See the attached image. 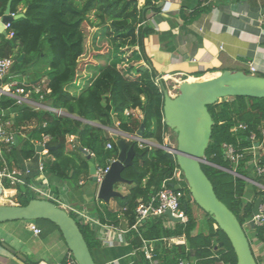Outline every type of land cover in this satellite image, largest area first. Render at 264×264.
I'll use <instances>...</instances> for the list:
<instances>
[{
  "label": "trees",
  "instance_id": "trees-1",
  "mask_svg": "<svg viewBox=\"0 0 264 264\" xmlns=\"http://www.w3.org/2000/svg\"><path fill=\"white\" fill-rule=\"evenodd\" d=\"M10 1L12 13H21L19 8L22 4L26 11L24 17L12 21L9 32H14L13 37L1 35L0 58L14 59L10 72L17 75L18 80L28 73L32 81L46 76L51 92L45 94L44 101L67 112L57 115L46 109L22 105L20 111L5 114L6 110L16 107L15 99L1 96L0 117L7 120L13 115L19 136L18 144L4 154L10 167L21 166L26 159L35 164L36 170L29 167L32 175H37L40 155L36 151L35 141L41 140L44 135L50 136L51 145L59 146L57 150L49 151L54 160L45 161V168L49 174L60 179L88 175V159L80 147L93 152L99 166L117 158V138L109 137L103 128L83 122L73 115L101 124H113L117 120L120 128L135 134L143 122V117L138 113L141 110L146 118L143 138L165 144L169 127L164 122V95L156 83V72L149 63L134 64L142 58L140 48L149 30L146 26L137 30L143 20L139 0H0V15L4 14ZM88 26L95 29L91 34L94 54L86 60ZM105 42L108 48L104 52L102 45ZM136 46H139V50ZM22 54L24 57L20 59ZM232 98L234 102L224 103L216 110L215 105L209 106L215 124L206 150V160L224 167H228V162L222 144L230 140L229 134H233L231 129L234 130L237 124L234 116L238 115L239 121L247 123L250 129H255L256 124L264 120V98ZM222 121L224 123L220 124ZM31 122L37 126L20 129ZM72 135L77 138L69 141L68 137ZM108 143L112 144L111 148H107ZM132 143L142 155L135 157V167L129 166L123 170V177L133 183L126 194L113 198L120 207V213L105 203L96 213L93 212L102 222H114L124 228L135 222L140 199L148 201L152 195L174 183L169 178L173 177L178 166L174 154L167 150L149 145L140 147L137 141ZM262 162L264 164V157ZM202 168L213 183L217 196L236 214L243 226L249 224L255 201L259 196H264V191L256 187L253 199L248 201L244 198L248 185L246 180L211 164L203 163ZM241 171L245 172L243 169ZM256 180L264 185V176L256 177ZM183 190L182 207L189 218L186 224L177 222L173 229L166 228L163 216L151 217L143 224L142 233L146 239L183 234L186 237V245L162 249L159 258L163 263H168L187 260L192 254L209 263L237 264L236 253L227 235L211 215L194 201L189 188L186 186ZM35 194L29 187L18 185L16 202L25 205L37 198ZM197 210L204 212L202 221L197 217ZM79 226L95 259L94 250L101 246L100 239L89 225L79 223ZM252 230V247L255 241L263 247L264 225ZM130 244L134 249L139 248L141 240L135 236ZM138 254L139 260L135 264H145L143 253ZM254 254L256 256L255 251ZM256 258L261 264V260ZM62 264L67 263L64 260Z\"/></svg>",
  "mask_w": 264,
  "mask_h": 264
},
{
  "label": "crops",
  "instance_id": "crops-1",
  "mask_svg": "<svg viewBox=\"0 0 264 264\" xmlns=\"http://www.w3.org/2000/svg\"><path fill=\"white\" fill-rule=\"evenodd\" d=\"M139 4L149 30L140 48L142 58L134 64L149 63L155 70L156 77H167L169 85L180 84L185 79L211 77L224 70L251 72L249 62H254L258 68L256 74L264 75V25L260 22L264 13V0H140ZM19 9L21 13L26 11L23 4ZM136 49L139 50V46ZM40 79L30 83H40ZM45 105L49 104L45 102ZM138 113L144 117L141 110ZM64 114H67L65 110ZM73 116L103 128L105 134L113 139L125 137L126 140L131 138L132 141H137L133 139L135 134L118 126L117 120L113 124H101L85 120L79 115ZM13 118L12 115L9 119L14 120ZM118 133L122 136H117ZM76 138L72 135L68 140ZM142 139L145 141L143 147L149 145L164 149L154 139ZM137 142L140 146L139 141ZM43 157L54 159L50 154ZM22 163L23 166L28 165L36 170L35 164L29 160L24 159ZM88 178L93 180L89 173L76 179H60L49 174L52 191L65 203L90 214L96 213L102 203H105L110 209L120 213L115 200L111 199L107 203L98 199L99 183L88 184L86 187ZM249 183L253 188L248 189L244 196L248 201L253 199L258 181L251 180ZM116 189L122 194L129 191L125 184ZM29 222L16 220L8 221L6 225L0 224V264H57L64 261L70 250L60 229L51 221L42 219L35 221L42 229L41 234L36 235L29 229ZM107 223L118 225L114 222ZM118 226L123 227L121 224ZM115 235L117 236L115 231L110 232L111 237H116ZM4 243L15 252L5 247ZM254 244L264 258V246H259L256 241ZM138 253L140 252L132 247L129 240L122 243H101L94 250L99 264H135L139 260ZM256 256L259 258L257 254ZM187 260L192 264H214L192 254H189Z\"/></svg>",
  "mask_w": 264,
  "mask_h": 264
},
{
  "label": "water",
  "instance_id": "water-1",
  "mask_svg": "<svg viewBox=\"0 0 264 264\" xmlns=\"http://www.w3.org/2000/svg\"><path fill=\"white\" fill-rule=\"evenodd\" d=\"M25 16V12L12 15L11 1L0 20V35L7 36L5 24ZM24 55L22 54V59ZM161 90L164 95V122L174 131L177 145H163V148L175 154L176 162L183 171L189 191L194 201L215 220L217 226L227 235L237 256V264H259L254 254L250 238L245 227L241 224L236 214L217 196L214 185L202 168L205 162L206 150L209 147L214 127V119L209 106L218 103L227 97H252L264 98V75L248 73L246 70H224L206 79L183 80L177 88V94L173 95L165 83ZM16 106L5 111V114L20 111ZM146 118L143 117L136 137L143 138ZM19 136L15 135V143L18 144ZM119 153L111 163L108 173L100 182L98 199L107 203L122 193L116 189L117 184H132V180L123 177L126 167L134 165V159L141 156L135 149L132 139L125 137L116 139ZM59 146L47 143L37 145L36 151L44 149L57 150ZM80 151L87 157L89 175L94 181L97 164L91 152L80 147ZM176 190L180 185L171 183ZM264 196H259L254 204L253 215L260 213V205ZM172 221L179 222V218L172 216L171 211L164 213ZM48 220L54 223L61 231L68 249L73 254L78 264H97L86 239L80 229L78 221L67 210L58 206L55 202L46 198H34L27 204H2L0 203V223L16 220ZM255 229L254 220L249 221ZM15 252L14 249L3 244Z\"/></svg>",
  "mask_w": 264,
  "mask_h": 264
},
{
  "label": "built area",
  "instance_id": "built-area-1",
  "mask_svg": "<svg viewBox=\"0 0 264 264\" xmlns=\"http://www.w3.org/2000/svg\"><path fill=\"white\" fill-rule=\"evenodd\" d=\"M140 7V5H139ZM15 15V13H12ZM2 15H0L1 20ZM260 22L264 25V13L261 15ZM11 23L8 22L5 24V29L8 32L9 37L14 36V32H9L11 28ZM146 20H142L137 27L139 30L142 27L146 26ZM14 63V59L9 58H0V98L1 96H8L15 99V105L22 107V105H28L34 109H46L56 113L57 115H63L64 110L62 108H55L51 105H45L44 96L51 92V89L47 87V77L40 79V83L32 84L25 81L24 79L18 80L17 75L11 74V67ZM251 73L256 74L258 68L254 65V62H249L248 64ZM5 79H8L5 81ZM168 78L165 76H160L156 78V83L161 87L163 81L167 82ZM39 86V87H38ZM170 91V90H169ZM38 95V97H36ZM224 122H220L222 124ZM35 122H31L27 125L21 126L20 129H32L36 127ZM235 132H248L245 137L238 138L236 144L224 142L222 144V150L224 157L227 160L229 168L226 170L229 171L234 177H239L247 182L251 180H256V177L264 176V164L262 162V152H264V127L258 126L257 129H250L249 125L242 121H237V124L234 127ZM22 132V131H21ZM18 135L14 127V120L11 119H2L0 117V197L1 198H13L17 195L18 185H23L29 187L37 195H40L41 198H46L55 202L58 206L64 208L69 213H74V218L80 224L89 225L98 235L100 242L102 244H111L115 242H126L129 240L138 237L141 240V245L135 250L143 253L146 263L145 264H192L189 260L179 259L176 261H171L168 263H163L159 258V251L162 249H171L174 246L186 245L187 240L185 235L163 237L159 239H146L143 236L142 228L143 224L147 219L151 217L163 216L167 218L164 219V226L169 229L175 227L174 221H172L168 216H165L164 213L167 210L171 211V214L175 218L180 219V223L186 224L189 220L186 210L182 207V199L185 195L183 183L186 181L183 175V171L177 166L173 177L169 180L174 181V184L180 185V189L176 190L171 185L167 188L161 189L156 194L152 195L148 201L139 200V204L136 208V220L128 228L119 227L118 225L108 224L102 222L96 215L87 213L79 208H76L70 204H67L63 201L60 196L55 194L51 189V181L49 179V174L45 168V159L43 156L48 155V149H44L41 152H37L39 157L38 164V174L32 175L33 171L28 165L13 166L10 167L7 159L5 158V151L9 152L15 143V135ZM238 136V135H237ZM134 140L139 141L141 147H143L144 140L142 138L133 137ZM50 136L44 135L41 140H36L35 144L45 145L49 143ZM246 141V143H244ZM171 145V144H164ZM112 144L108 143L107 148H111ZM91 152V151H90ZM169 152V151H168ZM172 153V152H170ZM94 156V153L91 152ZM174 154V153H172ZM175 156V154H174ZM176 158V157H175ZM116 159V158H115ZM109 161L105 166L97 165V170L95 176L97 177V182H100L104 179L106 173L110 169L111 163L115 160ZM52 160V159H51ZM54 160V159H53ZM211 164L205 158V162ZM219 169H223V166L215 165ZM245 170V172L241 171ZM259 183V182H258ZM256 183L257 187L261 188L264 191V185L261 183ZM7 184L9 187H7ZM260 213L258 215H253L251 220H254L256 226L264 225V202L260 205ZM71 214V213H70ZM29 229L36 235L41 234L42 229L35 223V221H30L28 225ZM115 231L117 234L116 237H111L110 232ZM67 264H78L71 252L65 258ZM57 264H62L59 261Z\"/></svg>",
  "mask_w": 264,
  "mask_h": 264
},
{
  "label": "rangeland",
  "instance_id": "rangeland-1",
  "mask_svg": "<svg viewBox=\"0 0 264 264\" xmlns=\"http://www.w3.org/2000/svg\"><path fill=\"white\" fill-rule=\"evenodd\" d=\"M139 3H140V0H139ZM140 5V4H139ZM95 29L94 28H91V27H87V33H88V45H87V53H86V55H85V59L86 60H88V59H91L92 58V56H93V54H94V49H93V47H92V44H91V34H92V32L94 31ZM102 47H103V51L105 52L106 50H107V48H108V46H107V43L105 42L103 45H102ZM48 58H50V56L48 57ZM48 58H47V60H48ZM249 71V70H248ZM259 75H261V74H259ZM209 77V76H208ZM208 77H202V78H200V79H206V78H208ZM24 78H26L27 80H30L32 77H31V74L30 73H28V75H26ZM30 81H32V79L30 80ZM165 84H166V86L168 87V89L170 90V92L173 94V95H176L177 94V88H178V85L179 84H177V85H169L170 83H168V82H165ZM168 84V85H167ZM231 132L233 133V134H229V137H230V140H226L227 142H229V143H234V144H236L237 143V141H238V138L239 137H243V136H245L246 134H248V132H243L242 131V133H240L238 136H237V133L238 132H235V134L236 135H234V130H233V128L231 129ZM231 132H229V133H231ZM117 136H122L120 133H118V135ZM232 141V142H231ZM165 144H171V145H174V146H176L177 145V139H176V135H175V133H174V131L172 130V129H170L169 128V130L167 131V133H166V137H165ZM115 159V158H114ZM228 165H230V163L228 164ZM101 166H105V165H101ZM86 187L88 186V184H92V183H98V182H95L94 180H90L89 178L86 180ZM120 185H122V184H117L116 185V187L118 188V186H120ZM124 185V184H123ZM126 185V187H131V185L132 184H125ZM249 185V186H248ZM248 185H247V190H246V194H247V192H248V189H251V188H253V185L252 184H250L249 182H248ZM183 186L184 187H188V185H187V183H186V181H185V183H183ZM38 198H41V196L40 195H37V194H35ZM0 203H2V204H17V202H16V196L15 197H13V198H7V197H5V198H3V199H0ZM71 213V215H73L74 216V213H72V212H70ZM197 217H198V219L200 220V221H202L204 218H205V215H204V212H202V211H200V210H197ZM165 220H167V218H164ZM42 220V219H41ZM78 220V219H77ZM35 221H39V220H35ZM168 221V220H167ZM6 222H4V223H0V224H4V225H6L5 224ZM244 227H245V230H246V232H247V235H248V237L250 238V239H253V230H252V228H251V226L248 224V223H245V225H244ZM186 232H187V229H186ZM188 232H190V229H188ZM253 249L255 250V253L259 256V259L261 260L260 262H261V264H264V258H262V255H260V253H259V248L257 247V245L256 244H253Z\"/></svg>",
  "mask_w": 264,
  "mask_h": 264
},
{
  "label": "flooded vegetation",
  "instance_id": "flooded-vegetation-1",
  "mask_svg": "<svg viewBox=\"0 0 264 264\" xmlns=\"http://www.w3.org/2000/svg\"><path fill=\"white\" fill-rule=\"evenodd\" d=\"M234 101L235 100L232 97L223 98L218 103L214 104L215 105L214 110H216L217 108L221 107L224 103H228V102L231 103V102H234ZM210 113H211V115L213 117V114H212L211 111H210ZM233 120L238 121L239 120L238 115L234 116ZM214 122H215V120H214ZM258 126H263L264 127V120H262V121H260L259 123L256 124V129H257ZM262 154H264V152H262ZM262 156L264 157V155H262ZM263 157H262V159H263ZM211 165H213L214 167H216L215 165H218V164H215V163H212L211 162ZM227 168H229V165H228V167H224L223 166V169H221V170H223V171L231 174L229 171L226 170Z\"/></svg>",
  "mask_w": 264,
  "mask_h": 264
},
{
  "label": "bare ground",
  "instance_id": "bare-ground-1",
  "mask_svg": "<svg viewBox=\"0 0 264 264\" xmlns=\"http://www.w3.org/2000/svg\"><path fill=\"white\" fill-rule=\"evenodd\" d=\"M189 80L192 81V80H194V79H189ZM0 199H3V198L0 197Z\"/></svg>",
  "mask_w": 264,
  "mask_h": 264
}]
</instances>
